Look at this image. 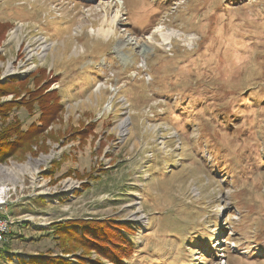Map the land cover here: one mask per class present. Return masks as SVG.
<instances>
[{
    "label": "rangeland",
    "instance_id": "obj_1",
    "mask_svg": "<svg viewBox=\"0 0 264 264\" xmlns=\"http://www.w3.org/2000/svg\"><path fill=\"white\" fill-rule=\"evenodd\" d=\"M175 1L0 0V102L40 95L4 123L63 102L0 161L6 264L76 260L70 219L129 222L124 264H264V0Z\"/></svg>",
    "mask_w": 264,
    "mask_h": 264
},
{
    "label": "trees",
    "instance_id": "obj_2",
    "mask_svg": "<svg viewBox=\"0 0 264 264\" xmlns=\"http://www.w3.org/2000/svg\"><path fill=\"white\" fill-rule=\"evenodd\" d=\"M173 1V0H172ZM172 4V3H171ZM168 3L167 5H171ZM7 26L6 22L0 23V31L3 32V27ZM55 76L48 78V83L55 81ZM0 85V97L11 92L10 88ZM53 99L52 104L47 102L41 103L38 110L41 111L39 123L31 122L25 129H21L17 124H5L3 119L9 117V111L13 107H29L30 102L27 100H37L39 96H33L31 91L26 92L27 98L22 95L21 101H2L0 102V161H4L9 156L14 155L18 150H25L28 143L35 141L40 137L41 132L47 126L54 111H59L63 107L61 94L57 88L48 92ZM44 101V98H43ZM46 103L47 106H44ZM34 110V109H32ZM26 142V147L23 146ZM129 222H109L107 220L95 219H70L60 222H55L54 227L57 232V246L62 248L63 253L74 252L77 248H82L83 252L79 254L76 260H67L62 256H50L47 254H38L29 256L27 259L19 257L16 264H103L102 258L109 261L110 264H124L126 259H129L133 253V242L128 237V232H133L134 229L128 224ZM66 239H70L75 245L71 246L63 244ZM77 244V245H76ZM0 264H6L8 260L1 256ZM92 253H96V257L92 258Z\"/></svg>",
    "mask_w": 264,
    "mask_h": 264
},
{
    "label": "built area",
    "instance_id": "obj_3",
    "mask_svg": "<svg viewBox=\"0 0 264 264\" xmlns=\"http://www.w3.org/2000/svg\"><path fill=\"white\" fill-rule=\"evenodd\" d=\"M8 232H9L8 221L0 216V240H2Z\"/></svg>",
    "mask_w": 264,
    "mask_h": 264
},
{
    "label": "bare ground",
    "instance_id": "obj_4",
    "mask_svg": "<svg viewBox=\"0 0 264 264\" xmlns=\"http://www.w3.org/2000/svg\"><path fill=\"white\" fill-rule=\"evenodd\" d=\"M102 31H104V29H102ZM102 31H101L100 33H103ZM97 32L99 33V31H97ZM98 33H97V34H98ZM100 33H99V34H100ZM168 40H169V39H168ZM123 123H124V122H123ZM121 126H122V125H121Z\"/></svg>",
    "mask_w": 264,
    "mask_h": 264
}]
</instances>
